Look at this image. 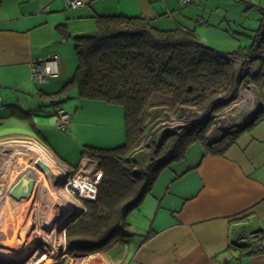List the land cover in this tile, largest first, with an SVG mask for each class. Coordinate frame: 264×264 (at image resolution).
<instances>
[{"label":"crops","instance_id":"1","mask_svg":"<svg viewBox=\"0 0 264 264\" xmlns=\"http://www.w3.org/2000/svg\"><path fill=\"white\" fill-rule=\"evenodd\" d=\"M81 1L83 6L67 9L69 0H0V130L16 127L31 134L0 138V198L4 200L16 170H23L35 181L41 179L31 170L35 157L27 158L28 165L22 168L25 155L13 148L19 139L41 144L45 163L51 169L56 165V172L52 170L56 175L76 171L89 158L82 154L89 146L77 147L79 130H85V107L108 103L80 100L73 89L65 95L59 93L78 66L75 39L96 31L97 16H142L163 30L183 26L209 46L221 44L218 47L226 53L248 47L243 44L244 35L232 28L237 27V21L233 24L229 13L220 11L223 0H201L198 5L183 0ZM263 12L261 7L256 15L258 30H262ZM253 37L248 36L252 41ZM54 55L59 57L60 76L44 83L35 81L30 65ZM260 103L264 107V83ZM57 104L70 115L65 131L56 125ZM260 117L222 154H208L201 145L191 146L182 162L158 176L151 193L130 215L129 240L78 257L76 262L264 264V114ZM7 202L0 203L2 223ZM18 207L25 209L22 204ZM248 241L250 249L237 247ZM257 249L259 253H252Z\"/></svg>","mask_w":264,"mask_h":264},{"label":"trees","instance_id":"2","mask_svg":"<svg viewBox=\"0 0 264 264\" xmlns=\"http://www.w3.org/2000/svg\"><path fill=\"white\" fill-rule=\"evenodd\" d=\"M261 24L253 44L232 53L212 48L186 27L163 30L147 18L125 14L97 16L96 31L76 37L78 66L59 94L73 89L80 100L122 106L126 135L120 146L82 151L96 161L102 178L96 199L66 229L72 256H91L129 240V217L163 171L182 162L196 144L208 154L224 153L260 121L259 100L251 117L214 127L247 84L261 92L264 12ZM158 117H174L175 125L155 131ZM249 241L237 247L250 249Z\"/></svg>","mask_w":264,"mask_h":264},{"label":"built area","instance_id":"3","mask_svg":"<svg viewBox=\"0 0 264 264\" xmlns=\"http://www.w3.org/2000/svg\"><path fill=\"white\" fill-rule=\"evenodd\" d=\"M200 2L201 0H183L184 4L198 5ZM81 6H83L81 0H69L66 8L76 9ZM30 69L32 78L35 81L44 83L56 79L60 76L59 57L54 55L47 60L35 61L30 65ZM2 105L3 100L0 91V108ZM257 109V104H255L252 107V112L246 117H251ZM55 110L58 116L56 122L57 128L61 131L67 130L70 123V115L59 105L56 106ZM29 141L31 143L30 151L36 154L34 155L35 159L32 161L34 162L33 164L35 165L37 161L42 162V160L45 162L46 157L45 152L42 151L43 146L37 141ZM16 171L18 175L10 186L8 193L18 180L21 178H30L23 170L18 169ZM61 175L65 177L67 175V178H65V183L60 188L54 184L55 181L48 183L43 181V179L39 181L33 179L35 181V187L31 198L22 200L20 203L25 207L23 221H27L28 218L31 219L29 235H27V238H24L25 244L23 246L29 248L26 251V247L22 249L26 252L22 258L26 257L27 259L20 262L22 259H19L20 257L14 259L4 256L0 257V264H78L76 262L78 257L72 256L68 252L66 229L59 233L57 231V223H54L51 230L46 228L52 223L53 219L50 220V217H59L61 208H65L62 206L63 204L59 205L54 200H50L51 202H49V191H53L56 194L57 201L65 197L64 199H67V204L74 205L86 211V203L96 199L102 172L97 169L96 161L88 158L81 162L76 171L72 173L64 171ZM59 192H64L65 196L59 195ZM5 236L6 238L9 237L6 233H0V248H3L5 245L6 238L3 239Z\"/></svg>","mask_w":264,"mask_h":264},{"label":"rangeland","instance_id":"4","mask_svg":"<svg viewBox=\"0 0 264 264\" xmlns=\"http://www.w3.org/2000/svg\"><path fill=\"white\" fill-rule=\"evenodd\" d=\"M220 1V11L226 14L229 13V19L233 21V24L236 22L237 27H232L233 30H238L242 35L244 46L248 44L251 46L252 40L248 36H254V32L258 30L259 23L256 21V15L258 14V9L261 7L264 9V0H228ZM232 24V25H233ZM246 36V37H245ZM218 44V43H217ZM211 46V45H210ZM222 47L221 44L217 45V48H212L222 51L219 47ZM259 67V66H258ZM257 64L253 66V70L258 69ZM261 92L258 90V87L255 84H247L241 92L239 101L233 104L231 107L226 109L221 117L215 120L214 127H222L224 125H234L236 123H241L243 119L252 112V107L260 100ZM100 103V102H99ZM86 117H91L87 119ZM174 117H158L153 121V130L162 131L161 127L171 128L173 125L171 119ZM176 118V117H175ZM55 120V119H54ZM19 135H31L26 133L19 128H1L0 138H11L18 137ZM125 120H124V110L122 106L119 105H109L108 104H94L92 106L85 107V130L81 128L78 133V146L84 148L85 146L92 147H117L122 145L125 142ZM33 144V143H32ZM99 145V146H97ZM15 150H20L22 155H25L26 166L27 158L34 157L31 149V143L29 139H19L18 142L13 145ZM12 151V150H11ZM29 154V155H28ZM35 155V154H34ZM23 162V161H22ZM31 164V162H30ZM25 166V164H23ZM51 169V168H50ZM56 172V165L54 164L53 170ZM70 174V173H67ZM57 175H61L58 173ZM67 178V175L66 177ZM42 179V178H41ZM52 188V187H50ZM53 193V194H52ZM61 196H65L64 192H59ZM3 195V192L0 193V196ZM4 197V196H3ZM65 198V197H64ZM60 199L57 201L56 194L53 191H49V202L50 200L56 201L59 205L63 204V207L67 206V199ZM20 204V203H19ZM16 203L9 201L6 203L5 214L3 217V223L0 222L1 229L0 233L6 230L7 235L3 238L5 239V245L3 248H0V254H7L8 251L11 252H20L21 249H24V238H27L31 228V219L28 218L27 221H23V207L19 208ZM19 209V210H18ZM58 221L57 217H50V220ZM52 220V222H53ZM40 230V228H39ZM41 232V230H40ZM253 236L250 237L252 239ZM2 239V240H3ZM25 251L29 247L25 246ZM5 250V251H4ZM22 257L20 256L19 259ZM27 258L24 257L20 262L25 261ZM80 263V261H78ZM16 264V263H14Z\"/></svg>","mask_w":264,"mask_h":264},{"label":"water","instance_id":"5","mask_svg":"<svg viewBox=\"0 0 264 264\" xmlns=\"http://www.w3.org/2000/svg\"><path fill=\"white\" fill-rule=\"evenodd\" d=\"M64 177V178H63ZM54 184L60 188L65 183V176L57 175L54 178ZM35 181L30 178H21L9 191V196L15 201L28 200L34 191ZM89 202V201H88ZM63 206V205H62ZM86 211L74 205L67 204L65 208H61V214L57 217L58 221H54L46 228L51 230L54 223H57V231L60 233L67 229L70 224L79 219Z\"/></svg>","mask_w":264,"mask_h":264},{"label":"bare ground","instance_id":"6","mask_svg":"<svg viewBox=\"0 0 264 264\" xmlns=\"http://www.w3.org/2000/svg\"><path fill=\"white\" fill-rule=\"evenodd\" d=\"M35 153V152H34ZM22 168H26V164H25V166H23ZM31 168H32V170L34 171V172H36V174L37 175H39L42 179H43V181H46V182H48V183H50V182H52V181H55L54 180V178L55 177H57V175L56 174H54L53 173V171L47 166V164L45 163V162H39V161H37L36 163H35V165H33V166H31ZM17 175L18 174H16V177H17ZM16 180V179H15ZM14 180V181H15ZM10 182H11V179H10ZM13 182H11L10 184H12ZM9 184V185H10ZM53 194V193H52ZM6 199H8L9 201H12L13 203H21V201H15V200H13L10 196H7L6 197ZM5 199V200H6ZM4 199H2V198H0V203L1 202H4L5 201ZM5 251V250H4ZM25 251L24 250H22L21 252H11V251H8V253L7 254H1L0 255V257H3L4 255L5 256H7V257H11V258H13V257H15V258H17V257H22V256H24L25 255Z\"/></svg>","mask_w":264,"mask_h":264}]
</instances>
